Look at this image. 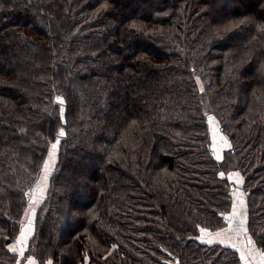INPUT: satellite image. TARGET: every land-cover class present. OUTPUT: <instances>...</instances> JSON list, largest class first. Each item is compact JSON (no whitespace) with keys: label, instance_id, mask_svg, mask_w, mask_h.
Returning <instances> with one entry per match:
<instances>
[{"label":"trees","instance_id":"obj_1","mask_svg":"<svg viewBox=\"0 0 264 264\" xmlns=\"http://www.w3.org/2000/svg\"><path fill=\"white\" fill-rule=\"evenodd\" d=\"M231 170L264 251V0H0V264H242L197 239L226 225Z\"/></svg>","mask_w":264,"mask_h":264},{"label":"rangeland","instance_id":"obj_2","mask_svg":"<svg viewBox=\"0 0 264 264\" xmlns=\"http://www.w3.org/2000/svg\"><path fill=\"white\" fill-rule=\"evenodd\" d=\"M61 105H63V104H61ZM211 118L212 119H210V118L208 119V125H209V129H210L209 147L211 149L212 155L216 159H217V157H219V159H217V160H221L223 158V154H224L223 151L227 147V145H228L227 142H229V140L227 139V137L224 134H222L218 120L212 116H211ZM58 138L59 137H57V139H55V141L51 142V146H50V148L47 152V155L43 161L39 175H38L35 183L33 184L32 188H30L29 191L26 193L27 204L29 203L32 213H30V210H29L27 218H25L24 221L21 220V222H24V224H26L27 231L30 230V225L32 224V221L34 219V215H35L39 205H41V203L43 202V200L46 197L48 178H49L50 174L52 173V171L55 167L56 161H57V147L55 150H53L52 145L53 144L57 145ZM46 163H47V170H45V164ZM234 174H236V172L234 170H231V171L227 172L226 176H227L228 180L230 182H233L234 186H236V187L238 186V190L242 191V192H238V194H237V190L232 191V193H231V208H230V211L227 213L228 217L233 215L232 211H233L234 203L236 204V200H238V198L242 202L246 203L245 192H244V189L242 186L243 182H244L243 181L244 178L241 175L240 176L238 175L239 177H236V175H234ZM45 177H46V179H45ZM233 217L231 220L234 219ZM229 221H230L229 218L228 219L225 218L226 224H228ZM201 233H204V232H200V234ZM245 234L246 235L248 234L247 227L245 230ZM197 239L200 240L198 237H197ZM23 240H26V239H23ZM209 241L210 240L207 241L208 244H212V243L216 242V241L212 240L211 243H209ZM13 244H14V242L12 243V245ZM22 245H23V243H22ZM22 245H20V246H22ZM24 245H25V243H24ZM248 248H249V251L244 248V246L242 245V242L238 245L237 252L241 258V262H242V259H243V261H245L246 257H249V252H251L254 260L252 259V262H250L248 260L247 264H264L263 263L264 261L260 258L258 259V257L256 256V254L254 252L255 251L254 246L248 247ZM261 258H262V256H261Z\"/></svg>","mask_w":264,"mask_h":264},{"label":"crops","instance_id":"obj_3","mask_svg":"<svg viewBox=\"0 0 264 264\" xmlns=\"http://www.w3.org/2000/svg\"><path fill=\"white\" fill-rule=\"evenodd\" d=\"M234 175H236V177L240 176L238 173H236ZM234 190H237V194H238V192H242V191L238 190V186L235 187ZM29 210H30V213H32L31 209H30V205L28 203L25 211L23 212L21 220L24 221L25 218H27ZM232 212H233V215L228 217L230 221L223 228L217 229V230H212V231L211 230H204V231H202L204 233H201L198 236V238L201 241L207 242L208 240H210V241L214 240L216 242L223 243L225 245L236 246L237 248H238V245L242 242V245L248 251H249L248 247L254 246V249H255L254 252H255L256 256L258 257V259L260 258L264 261V257L262 256V258H261V251L255 246V244L253 242L252 243L248 242L249 235L245 234L246 215H247L246 203L242 202L238 198V200H236V204L234 203V207H233ZM232 217L234 218L233 220H231ZM241 222H243V223H241ZM32 230H33V221H32V224L30 225V230H28V231L26 228V224H24V222H21V230H20L19 238L16 242H14L13 245L12 244L10 245L11 251H13L12 249L15 248L16 251H13V252H20L22 250V247H24V243L27 241L30 234L32 233ZM22 232L25 233L24 239H26V240L21 239V233ZM22 243H23V245H22ZM20 245H22V246H20ZM252 259L254 260L253 255L251 252H249V257H246L245 261H243V259H242V263L247 264V261L249 260L250 262H252ZM29 260H32L34 262V264H36L35 260L31 256L26 257L20 264H28ZM84 264H92V263H89L88 261H86V262H84Z\"/></svg>","mask_w":264,"mask_h":264},{"label":"snow or ice","instance_id":"obj_4","mask_svg":"<svg viewBox=\"0 0 264 264\" xmlns=\"http://www.w3.org/2000/svg\"><path fill=\"white\" fill-rule=\"evenodd\" d=\"M57 99L59 100L60 103H63V101L60 100V98H57ZM210 119H212V118L210 117ZM60 135L63 136V135H64V132L61 131V132H60ZM56 147H57L56 144H53V145H52L53 150H55ZM217 159H219V157H217ZM45 170H47V163L45 164ZM221 175H223V173H221ZM45 179H46V177H45ZM241 223H243V222H241ZM24 238H25V233L22 232V233H21V239L23 240ZM209 243H211V241H209ZM249 243H251V241H249ZM12 250H13V251H16L15 248H13ZM20 254H21V256L24 255L23 250H21ZM242 258H243V257H242ZM28 264H34V262H33L32 260H29Z\"/></svg>","mask_w":264,"mask_h":264},{"label":"water","instance_id":"obj_5","mask_svg":"<svg viewBox=\"0 0 264 264\" xmlns=\"http://www.w3.org/2000/svg\"><path fill=\"white\" fill-rule=\"evenodd\" d=\"M57 98H60V100H62L63 103H60L59 100H58ZM55 101L58 102V103H60V104H65V100H64V98H63V96H62L61 94H56V95H55ZM59 135H60V134H59ZM248 241H249V239H248ZM261 255H264V251L262 252Z\"/></svg>","mask_w":264,"mask_h":264},{"label":"flooded vegetation","instance_id":"obj_6","mask_svg":"<svg viewBox=\"0 0 264 264\" xmlns=\"http://www.w3.org/2000/svg\"><path fill=\"white\" fill-rule=\"evenodd\" d=\"M246 217H247V215H246ZM249 235V234H248ZM198 237V236H197ZM249 241H251V243L253 242L254 243V241L252 240V238L250 237V235H249ZM248 241V242H249ZM202 242H206V241H202ZM207 243V242H206ZM217 243H219V242H217ZM255 244V243H254ZM256 246V245H255ZM234 248H236V250H237V247L236 246H233ZM257 247V246H256ZM258 248V247H257ZM260 250V249H259ZM261 251V250H260ZM262 252L263 251H261V254H262ZM261 256H264V255H261Z\"/></svg>","mask_w":264,"mask_h":264}]
</instances>
